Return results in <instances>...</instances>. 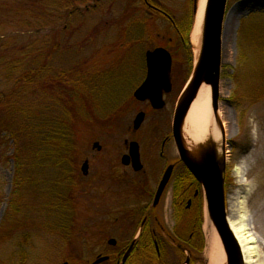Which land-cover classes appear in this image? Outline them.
Returning <instances> with one entry per match:
<instances>
[{"label": "rangeland", "instance_id": "rangeland-1", "mask_svg": "<svg viewBox=\"0 0 264 264\" xmlns=\"http://www.w3.org/2000/svg\"><path fill=\"white\" fill-rule=\"evenodd\" d=\"M24 1L0 0V55L16 56L21 47L31 44L44 53L59 40L60 48L47 52V59L55 72L61 69L75 72L78 65L86 61L87 80L71 89L92 94V112L86 116L92 123H79V153L71 164L67 162L69 159L58 162L59 170L51 166L50 158L37 160L35 156L38 168L33 169L30 167L33 157L20 153L24 172L18 184L14 143L7 135L0 137V264H62L75 259L89 260L93 258L91 250L97 249L105 235L117 234L120 225H111L110 214L123 216L154 200L157 171L162 169L158 160L159 144L172 130L174 106L192 72L194 52L190 35L195 20L194 1H160L165 10H170L171 18L186 40L185 46H190L189 61L168 18L159 13L153 17L144 15L126 37L123 33L128 21L124 16L128 8L125 0H61L56 11H50V2L43 1L47 8L40 15L17 13L18 4ZM68 10L73 11L68 15ZM171 36L177 43L169 40ZM149 37L151 42L147 41ZM7 38L11 44L4 48ZM221 39L219 114L215 116L212 112L218 122L224 120L226 127L225 159L221 166L226 173V201L235 206L247 197V220L264 253V210L257 206L259 199L256 198L264 188V0H228ZM228 44L232 53L225 58L224 48L227 49ZM157 46H167L173 52L176 93L167 110L150 113L140 129L135 130L136 114L147 108L145 103L132 99L134 90L144 80V73L142 76L136 64L144 63L146 51ZM129 62L135 64L132 72L127 70L132 65ZM22 66L32 68L33 63ZM3 67L0 64V96L6 97L14 91V81L26 69L16 67L11 72ZM15 91L28 95L37 92V87L34 83ZM46 95L50 97V92ZM34 98H31L33 102ZM26 100L32 101L28 97ZM2 103L0 118L7 114L6 100ZM125 140L140 144L144 159L149 161L147 173L122 163ZM95 142L101 146L100 150L94 147ZM171 154L176 155L174 148ZM86 159L89 172L83 174ZM154 162L158 165L151 168ZM48 179L61 185H51ZM161 208L167 226L173 228L172 188L166 192ZM205 219L204 215L200 225L191 222L182 233V237L197 248L203 244L200 256L193 257L198 259L196 264H206ZM196 225L200 227L192 232L190 228ZM225 256L228 264L226 252Z\"/></svg>", "mask_w": 264, "mask_h": 264}, {"label": "trees", "instance_id": "trees-1", "mask_svg": "<svg viewBox=\"0 0 264 264\" xmlns=\"http://www.w3.org/2000/svg\"><path fill=\"white\" fill-rule=\"evenodd\" d=\"M43 1L50 2V11H56L55 9L58 3L63 0H29V2L25 0L24 4L20 6L18 4L19 8L17 9V13L22 11L27 15H40V13H44L47 8L45 7V3L43 4ZM65 4L68 3L65 2ZM72 11L73 10H68V15L71 14ZM47 15L50 17L49 12ZM52 15L53 14H51V16ZM53 34L55 35V31ZM147 41L151 42V37H149ZM54 42L50 50H47L48 54L52 50L54 52L60 48L57 43L59 40ZM32 46H34V44H32ZM185 48L189 52L188 47L185 46ZM37 49H33L32 47L29 49V46H27L25 51L24 49L23 52L19 51L16 56L10 57L9 53L8 55H0V64L9 68L11 72H14L13 70L16 69V67L26 69V71L22 72L14 81V91L6 94V97L0 96V107L3 106L2 101L6 100L5 112L7 113L4 115V118H0V137H2V135H7L14 143L13 157L16 160L15 177L17 184L24 172V166L20 164L19 160L20 153H28L27 156L33 157L30 162L32 165L30 167L32 168H38V163H35L36 159L44 160L45 158H50L51 166L59 170V168L56 167L58 162L61 163L69 159L70 161L67 160V162L71 164L70 162H72L79 153L77 148L78 129L80 128L79 123L85 122L84 125L92 123L86 120L87 114L92 112V94L87 92H72L71 89L72 87H78L87 80L88 73L86 70V61L78 65L75 72L62 69L55 72L52 70L51 61L47 59V52L42 53L39 48ZM6 51L9 50L7 49ZM28 59L33 60V62ZM27 61L33 63V66H31L32 68L22 66ZM46 73L48 74L46 75ZM34 83L37 87V92L26 95L23 94V92L15 91L31 87ZM24 92L26 93L27 91L25 90ZM47 92H50V97L46 95ZM27 97L32 101H24ZM33 97H35L34 102L33 99H31ZM31 102H39L40 104L34 106ZM94 102L98 105L96 99H94ZM51 180H47L51 185H61ZM22 184L23 183H21V185ZM53 193L54 192L51 191L50 195ZM17 211H20V209H17ZM198 221L199 224H201V216L200 218L198 217ZM202 246L203 244H201L200 248H197L196 244H193L192 241L188 239L185 249L188 250L193 257H198L202 251ZM163 256L168 260L165 259L164 262L169 264H181L185 260L184 250L172 246L163 250ZM196 260L197 258H193L191 264H194Z\"/></svg>", "mask_w": 264, "mask_h": 264}, {"label": "water", "instance_id": "water-1", "mask_svg": "<svg viewBox=\"0 0 264 264\" xmlns=\"http://www.w3.org/2000/svg\"><path fill=\"white\" fill-rule=\"evenodd\" d=\"M226 5L227 0H208L201 53L191 83L179 101L174 117L173 134L181 158L204 186L208 212L224 245L228 264H240V251L236 246V241L230 229L226 210L223 169L216 160L215 154L211 152H206L200 162H191L187 156V150L181 136L183 120L203 82L212 86L215 113L217 111L222 50V24ZM196 11L197 0L195 5V12ZM146 56L148 75L144 83L135 91L134 95L140 100L148 99L155 108H161L164 105L163 92H169L171 90V56L169 52L163 48H156L154 51H148ZM144 118V112H139L137 114L134 120L135 129L140 127ZM94 147H97L99 150L101 149L98 142L94 143ZM129 158H133L136 170L141 169L138 144L136 142H131L130 155L123 157V163H128ZM88 170L89 162L86 160L82 166V171L84 174H88ZM171 170L172 167L166 171L160 183L155 203L159 201L170 179Z\"/></svg>", "mask_w": 264, "mask_h": 264}, {"label": "flooded vegetation", "instance_id": "flooded-vegetation-1", "mask_svg": "<svg viewBox=\"0 0 264 264\" xmlns=\"http://www.w3.org/2000/svg\"><path fill=\"white\" fill-rule=\"evenodd\" d=\"M160 1L161 0H125V3L128 4V8L125 9V11L127 12H125L124 15L129 20V17L131 15L129 16L127 14L128 12L133 15H139L143 11V13L151 16L155 15L156 13L164 14L165 12H167L169 14L170 11H168V9L165 10V5L160 4ZM142 6L144 8H141ZM167 15L164 14V16L166 17ZM168 19L172 28H174L176 32V36L180 38L182 32L176 26V23L175 21H173V19H171L170 17H168ZM169 40L177 43V39L174 36H171V39ZM139 68L141 72L145 71L146 75L147 67L145 61L144 64H141L139 66ZM175 69V64L172 63V90L169 93H165L164 95L166 105L163 110L165 108L168 109L169 106L172 105L171 103H173V98L176 93L174 92L176 85ZM144 103H147V105L150 106L149 102ZM124 147L126 150L124 154H128V140L124 141ZM172 148H174V142L169 137L164 139L160 144L158 160L159 163H162V169L159 171L157 179L158 185L166 168L169 165H173L172 176L166 189L174 188V207L182 209L181 206H184L186 210H190L193 205V200L198 198V195L201 191V185L193 177L192 173L181 163L177 154L174 156L171 154ZM140 157L144 167L142 171L144 173H147L148 169L146 168V166L148 165L149 161L147 159H144L141 151V146ZM124 165L130 169H133L132 162ZM157 165L158 163L156 164L154 162L151 168L156 167ZM191 195L192 197H190ZM176 211L179 212L180 210L177 209ZM158 214L159 215L152 216H136L132 213H125V215L123 216L109 217L108 220L110 221L111 225H120L119 228L116 229L117 234L115 236H113L114 234H111L110 236L105 235L102 241L100 240V242H98L97 249L91 250V253L93 254L92 259H75L71 260L70 262L74 264H157L158 259H155L154 256L156 255L157 257H162L160 250H165V248L173 246L174 239H181L180 235L184 232L188 220V217L186 215H182L181 213L180 215L177 214L174 217V226L173 228H171L167 226L165 217L161 216L159 212ZM178 228L181 230V232L177 234ZM110 240L114 241L109 242ZM176 245L177 247L182 246L180 243H177ZM103 257H106V259L102 260L99 263H95L97 260ZM148 258L150 259V261H148ZM158 264L168 263L161 261Z\"/></svg>", "mask_w": 264, "mask_h": 264}, {"label": "bare ground", "instance_id": "bare-ground-1", "mask_svg": "<svg viewBox=\"0 0 264 264\" xmlns=\"http://www.w3.org/2000/svg\"><path fill=\"white\" fill-rule=\"evenodd\" d=\"M207 4L208 0H198V8L194 15L195 20L192 26L190 40L193 47L195 63L197 62L201 51ZM141 8L144 7L142 6ZM123 33L126 35V37H128L126 30H124ZM8 39L9 38L4 41V48L9 47L8 45L11 44V41ZM31 47L33 49H37L35 46H32V44L29 45V49H31ZM23 49L25 51L27 46L21 47L19 51L23 52ZM224 49L226 58L232 53L230 50V45L227 46V49ZM28 60L33 62L31 59ZM30 61H27L26 63H30ZM212 110L213 105L211 103V87L203 83L200 86L197 96L193 100L183 122V143L187 150V156L191 162L198 163L201 161L206 152H211L215 154L216 160L222 166L225 159V139H222V135L224 134V128L226 127H224V120H220V122H218L219 120L217 121L214 118ZM251 194L252 192L250 190L249 195ZM256 198L259 199L257 206L260 208V210H264V201H260L261 199H264V188L263 190H259ZM246 200L247 197L245 196L243 197L242 201H239L238 205H226L229 226L236 241V246L240 251L239 263L264 264V253L259 249V240L256 236H254V233L252 232V226H250L247 220ZM207 213L208 212H206V219L204 223V231L206 235V264H226V256L222 246L221 238L214 223L209 218ZM199 227L200 226L196 225L190 229L192 232H194ZM179 232H181V230L178 228L177 234ZM180 238L187 243L188 239L182 238V233ZM177 243L178 240L174 239L173 246L177 247Z\"/></svg>", "mask_w": 264, "mask_h": 264}]
</instances>
